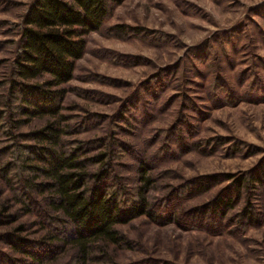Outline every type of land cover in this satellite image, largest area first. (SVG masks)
<instances>
[{
  "label": "rangeland",
  "instance_id": "374dc122",
  "mask_svg": "<svg viewBox=\"0 0 264 264\" xmlns=\"http://www.w3.org/2000/svg\"><path fill=\"white\" fill-rule=\"evenodd\" d=\"M32 1L0 0V264H75L71 246L56 240L47 255L39 244L64 230L47 220L46 195L24 187L45 181L26 169L40 144L25 136L57 119L15 111ZM86 42L62 86L64 150L105 157L125 201L150 181L148 215L117 226L123 243L87 264H264V181L252 179L264 167V0H123ZM230 192L231 209L215 214Z\"/></svg>",
  "mask_w": 264,
  "mask_h": 264
},
{
  "label": "trees",
  "instance_id": "16d2710c",
  "mask_svg": "<svg viewBox=\"0 0 264 264\" xmlns=\"http://www.w3.org/2000/svg\"><path fill=\"white\" fill-rule=\"evenodd\" d=\"M122 2L33 0L23 17L19 52L13 63V75L17 80L12 84V91L16 94L14 99L19 102L16 113L29 120L46 115L57 118L41 130L25 136L40 144L29 148L24 156L26 163L34 164L26 169L31 171L34 179L45 181L32 185L25 179L24 187L38 195H46L47 220L61 225L64 230L61 238L45 235L39 244L47 255L54 250L52 243L56 240L64 246H71L76 251L75 264H87L95 249L105 253L110 246L123 243L124 238L116 227L148 215L144 194L150 181L141 175L143 167L140 178L144 186L138 188L134 199L125 201L119 192H110L107 184L110 173L104 168L105 157H88L83 147L64 150L61 137L63 117L59 112L66 92L62 86L73 79L75 64L85 54L87 36L98 32ZM33 81L36 84H32ZM96 165L101 170L92 172L91 168ZM0 171L7 177L5 169ZM214 179L211 177L212 181ZM252 179L264 181V167ZM203 184L200 183L199 187ZM239 187L236 182L235 193ZM231 194L214 201L212 211L215 214L220 216L224 210L231 209ZM13 241L18 252L30 254L23 250L28 243L17 237ZM31 257L41 261L34 254Z\"/></svg>",
  "mask_w": 264,
  "mask_h": 264
}]
</instances>
